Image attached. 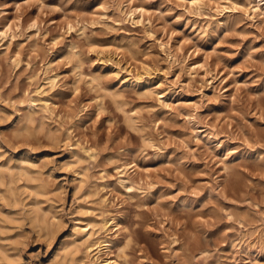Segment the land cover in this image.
Segmentation results:
<instances>
[{"label": "rangeland", "instance_id": "rangeland-1", "mask_svg": "<svg viewBox=\"0 0 264 264\" xmlns=\"http://www.w3.org/2000/svg\"><path fill=\"white\" fill-rule=\"evenodd\" d=\"M252 4L0 0V264H85L79 227L110 215L128 264H264Z\"/></svg>", "mask_w": 264, "mask_h": 264}, {"label": "bare ground", "instance_id": "bare-ground-1", "mask_svg": "<svg viewBox=\"0 0 264 264\" xmlns=\"http://www.w3.org/2000/svg\"><path fill=\"white\" fill-rule=\"evenodd\" d=\"M253 3L254 4H252V6H250L249 9L252 10L253 15H254L253 17H257L264 11V0H253ZM120 9H121V12H123V9L122 8H120ZM137 12L140 14V16H142L144 13V10L141 8H139V9L138 8H134V9L131 8V9H129L128 13H125L124 15H126V14L130 15L131 23L136 24L138 21H135L134 18H135V13H137ZM125 19L126 18L124 16V20ZM71 28L72 27L70 26L69 29H71ZM6 35H7L6 32L0 31V42L5 40ZM88 41H89V39H88ZM93 42L94 41H92V44H93ZM117 49H118V47H117ZM101 51L106 52L107 50H106V48L103 47V49H101ZM163 51L166 52V49H163ZM165 54L167 56V59L171 58V60H172V62L168 60L170 62L169 63L170 67H172V65L175 62H178V59L176 57H173L169 53V51H168V53L166 52ZM198 67L202 68L203 66L198 65ZM126 76L130 77V78H128V80H126V83H128L130 85L139 84L143 80V76L140 72H136L135 74H133L131 70H126ZM47 79L50 82V84L54 83V78L49 77ZM45 100H47V99H45ZM47 101L49 102V100H47ZM42 103H43L42 107H44L46 109V111H51V109L49 108V105L46 101H42ZM93 151L94 150L92 148L86 150V152H88L90 156L93 155V153H94ZM117 169H118L117 173H119V176L117 179L118 183L125 190H127L129 192L132 189V186H131L129 180L126 178V174H127L128 169H129L128 165L125 163H122L119 167H117ZM101 178L103 179V176H101ZM103 202H105V199H103ZM119 226H120L119 217L114 216V215H110L109 217L102 216L99 223L92 222L91 220H87L82 227H79V232L82 235V240H81L80 244L85 249V251H83L84 255H85L84 258L87 260V263H85V264H91L92 262L94 264H128L127 259H126L127 254L125 253L124 248L117 246V243L115 241L116 237H117V232L119 231ZM96 227H98V229L103 231V234H104L103 236L94 237V235H95L94 230L96 229ZM46 228L49 229V226H46ZM112 229H114V232H113L114 235L108 237V234H109L110 230H112ZM75 246L78 247L79 245H75Z\"/></svg>", "mask_w": 264, "mask_h": 264}]
</instances>
